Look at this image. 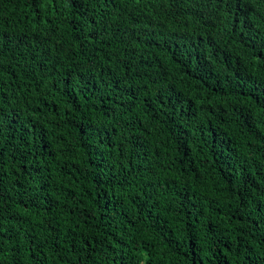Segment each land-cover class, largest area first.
I'll use <instances>...</instances> for the list:
<instances>
[{"label": "trees", "instance_id": "trees-1", "mask_svg": "<svg viewBox=\"0 0 264 264\" xmlns=\"http://www.w3.org/2000/svg\"><path fill=\"white\" fill-rule=\"evenodd\" d=\"M0 264H264V0H0Z\"/></svg>", "mask_w": 264, "mask_h": 264}]
</instances>
